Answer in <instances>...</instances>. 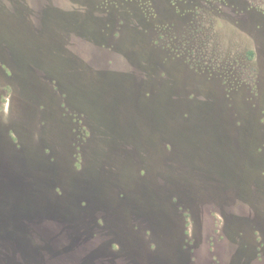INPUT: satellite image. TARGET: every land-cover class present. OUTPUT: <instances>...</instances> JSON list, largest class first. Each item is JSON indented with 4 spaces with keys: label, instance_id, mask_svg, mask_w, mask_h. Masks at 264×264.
<instances>
[{
    "label": "rangeland",
    "instance_id": "rangeland-1",
    "mask_svg": "<svg viewBox=\"0 0 264 264\" xmlns=\"http://www.w3.org/2000/svg\"><path fill=\"white\" fill-rule=\"evenodd\" d=\"M1 158L111 198L51 242L0 184V264H264V0H0Z\"/></svg>",
    "mask_w": 264,
    "mask_h": 264
},
{
    "label": "trees",
    "instance_id": "trees-1",
    "mask_svg": "<svg viewBox=\"0 0 264 264\" xmlns=\"http://www.w3.org/2000/svg\"><path fill=\"white\" fill-rule=\"evenodd\" d=\"M85 118V116H84ZM87 123V120L84 119V124ZM88 130L85 135L82 137L83 140L90 142L93 131L89 129V125H84ZM15 132H8L7 141L9 146L12 147L15 140L10 138V134H14ZM173 139H165L163 140V145L165 148V152H167L171 146H169L168 142H172L176 137H179L180 134L174 133L171 134ZM170 135V136H171ZM181 139V138H180ZM167 140V142H165ZM87 142V143H88ZM16 148V147H15ZM55 160V159H54ZM13 165V168H12ZM15 164L8 160L1 158L0 159V184L6 186L8 190L13 191L12 195L15 194L17 198L21 199L22 204L20 207L18 206L17 214L19 215V221H16L17 225H19L22 232H27V227H32V231H39L42 234L49 235L51 242H59L64 243L65 239H69L70 235H76L74 232L80 228L81 224V211L90 208V209H101L104 207L103 205L106 204L111 197L107 193L98 195L92 188L86 187L78 188L79 184L73 182L70 186H67L63 182V178L61 175V179L58 180V175L55 173H51L50 176L44 177L42 174H38L36 176L37 182L40 183L41 186L45 182L51 183V187L48 192H39L37 191L34 194L27 193H16L10 184H17L20 178L19 172L16 170ZM15 167V168H14ZM74 168V167H73ZM75 171L73 170L74 178L77 177L79 174L75 173L79 168L75 165ZM77 169V170H76ZM143 174V171L140 172ZM93 190V191H92ZM92 191L94 197L93 199H87L88 194ZM115 191V190H114ZM17 194V195H16ZM16 198V197H15ZM124 198V197H120ZM130 198H127L129 200ZM131 200V199H130ZM207 200V197H206ZM115 201V198L114 200ZM112 202V201H111ZM110 202V203H111ZM88 204V205H87ZM105 208V207H104ZM112 208V207H111ZM84 209V210H82ZM91 212V211H89ZM6 214V216L4 215ZM85 214V213H84ZM13 215V208L5 209L3 212L0 213V221L5 224V226L10 229L14 225V219L12 218ZM91 216V213H89ZM106 220L110 215L109 210L105 211ZM101 219L103 220V217ZM27 230V231H26ZM78 233H81L78 231ZM77 233V236L79 235ZM40 234V233H39ZM51 244V243H50ZM64 245V244H63Z\"/></svg>",
    "mask_w": 264,
    "mask_h": 264
}]
</instances>
